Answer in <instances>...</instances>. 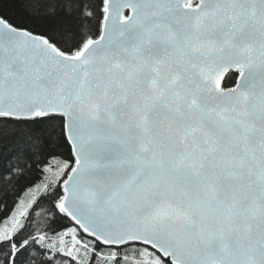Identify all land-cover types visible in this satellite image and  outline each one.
Listing matches in <instances>:
<instances>
[{"label": "snow or ice", "instance_id": "obj_1", "mask_svg": "<svg viewBox=\"0 0 264 264\" xmlns=\"http://www.w3.org/2000/svg\"><path fill=\"white\" fill-rule=\"evenodd\" d=\"M0 264H264V0H0Z\"/></svg>", "mask_w": 264, "mask_h": 264}]
</instances>
